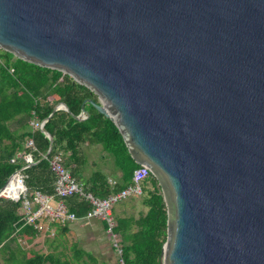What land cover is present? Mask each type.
I'll list each match as a JSON object with an SVG mask.
<instances>
[{
  "label": "water",
  "instance_id": "95a60500",
  "mask_svg": "<svg viewBox=\"0 0 264 264\" xmlns=\"http://www.w3.org/2000/svg\"><path fill=\"white\" fill-rule=\"evenodd\" d=\"M0 49L95 94L74 118L161 187L160 264H264V0H0Z\"/></svg>",
  "mask_w": 264,
  "mask_h": 264
},
{
  "label": "trees",
  "instance_id": "16d2710c",
  "mask_svg": "<svg viewBox=\"0 0 264 264\" xmlns=\"http://www.w3.org/2000/svg\"><path fill=\"white\" fill-rule=\"evenodd\" d=\"M0 60V188L15 170L25 165L18 153H31L34 160L23 169L24 182L29 190L54 192L55 176L49 159L56 153L62 154L65 167L83 183L84 190L97 197H106L132 181L140 164L131 157L114 122L90 103L85 104L86 118H74L80 114L84 99H96L88 87L62 71L24 61L4 50L0 53ZM59 102L64 103L69 111L57 109L52 112ZM33 117L39 121L47 119L43 128L52 137L53 145L46 157L43 156L48 150L49 138L41 129L32 128L30 121ZM12 121H19V126L11 128ZM30 138L33 146L27 147L25 143ZM86 143L100 145L101 150L112 158L114 168L119 172L114 184H110L108 174L99 169L83 179L86 164L83 145ZM142 188L145 194L141 204L146 210L137 216L117 217L113 228L121 237L124 264H160L166 239L167 212L158 180L149 172ZM21 201L0 196V254L7 248L9 240L23 238L31 242L39 233L33 224L21 219ZM64 201L68 210L78 217L90 207L78 194L68 196ZM71 248V256L61 258L52 252L41 253L19 247L21 255L11 252L3 264H97L96 257L89 251L76 244Z\"/></svg>",
  "mask_w": 264,
  "mask_h": 264
},
{
  "label": "built area",
  "instance_id": "2783aa9c",
  "mask_svg": "<svg viewBox=\"0 0 264 264\" xmlns=\"http://www.w3.org/2000/svg\"><path fill=\"white\" fill-rule=\"evenodd\" d=\"M30 123L33 129H41L44 126V121H39L35 117L31 119ZM25 145L27 147L33 146V140L31 138L27 139ZM18 155H22L25 165H23L20 168V172L14 174L12 178L17 176L21 186L16 193L14 191L8 192L5 189L2 196L15 201L19 199L22 200L19 209L21 219L25 221V223L33 224L38 231H41L51 230L45 225V221L48 223L66 225L79 219L99 218L104 221L106 225L105 231L111 237L112 247L118 255L119 263L124 264L121 237L113 230L116 221L112 215V210L116 202L143 193V180L147 177L149 170L143 165H140V167L135 170L132 181L129 184L119 191L111 192L106 197L100 198L84 190L83 183L75 178L65 167L62 154L56 153L49 159V166L55 176V181L54 192L48 194L38 189L29 190L26 187L23 169L34 160L31 153H18ZM11 179L8 181L6 187ZM109 183L114 184L115 180H109ZM73 194L82 196L90 205L89 209L81 217L69 211L64 201V198Z\"/></svg>",
  "mask_w": 264,
  "mask_h": 264
},
{
  "label": "rangeland",
  "instance_id": "374dc122",
  "mask_svg": "<svg viewBox=\"0 0 264 264\" xmlns=\"http://www.w3.org/2000/svg\"><path fill=\"white\" fill-rule=\"evenodd\" d=\"M1 51L0 49V53ZM19 124V121H12L10 127L16 128ZM83 154L86 158L83 172L84 180L95 169H101L109 176L115 170L112 158L101 150L100 145L84 144ZM144 194L131 196L116 202L112 210L115 221L117 217L137 216L140 211H145L146 207L141 204V198ZM44 223L51 230L39 231L31 242H26L23 238L9 240L7 248L0 254V264L5 262V258L10 256L11 252L20 256L19 247L24 250L31 249L41 253L52 252L61 258L69 257L72 254L71 247L73 244L93 254L97 259V264H120L118 255L112 247L110 235L104 232L101 227L98 228V225L93 220L91 222L77 221L71 223L70 226H66V230H63L64 225L50 222L48 224L46 221Z\"/></svg>",
  "mask_w": 264,
  "mask_h": 264
},
{
  "label": "crops",
  "instance_id": "0c3cea01",
  "mask_svg": "<svg viewBox=\"0 0 264 264\" xmlns=\"http://www.w3.org/2000/svg\"><path fill=\"white\" fill-rule=\"evenodd\" d=\"M101 170V169H100ZM102 171V170H101ZM117 176H119V172L115 169L114 171H113V173L109 176V174H108V181L109 180H115V178L117 177ZM94 221L97 225H98V228H102V229H104V232H106L105 231V226H104V221H102L101 219H99V218H92V219H79V220H77V221H86V222H91V221ZM77 221H74V222H77ZM74 222H71V223H74ZM71 223H68V224H66V225H64L63 226V228L64 227H66V226H70V224ZM49 224V223H48ZM48 226V225H47ZM46 231H48V230H46Z\"/></svg>",
  "mask_w": 264,
  "mask_h": 264
},
{
  "label": "bare ground",
  "instance_id": "6f19581e",
  "mask_svg": "<svg viewBox=\"0 0 264 264\" xmlns=\"http://www.w3.org/2000/svg\"><path fill=\"white\" fill-rule=\"evenodd\" d=\"M20 182H19V178L17 176H14L10 183L8 184V186L6 187V191H14L15 193L17 192L18 188L20 187Z\"/></svg>",
  "mask_w": 264,
  "mask_h": 264
}]
</instances>
